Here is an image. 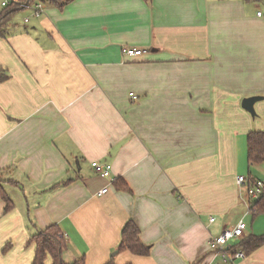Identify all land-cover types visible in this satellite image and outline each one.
<instances>
[{
  "label": "crops",
  "instance_id": "0c3cea01",
  "mask_svg": "<svg viewBox=\"0 0 264 264\" xmlns=\"http://www.w3.org/2000/svg\"><path fill=\"white\" fill-rule=\"evenodd\" d=\"M42 4L0 37V171L14 182L2 183L14 208L0 200V264H32L27 241L52 225L62 260L86 264H202L209 240L246 219L247 238L264 235L236 182L264 174L240 155L264 131V2ZM127 221L148 256L117 253ZM238 264H264V245Z\"/></svg>",
  "mask_w": 264,
  "mask_h": 264
},
{
  "label": "trees",
  "instance_id": "16d2710c",
  "mask_svg": "<svg viewBox=\"0 0 264 264\" xmlns=\"http://www.w3.org/2000/svg\"><path fill=\"white\" fill-rule=\"evenodd\" d=\"M25 5H33L38 2L51 5L57 9H63L74 0H18ZM224 1V0H220ZM243 3H260L264 0H241ZM23 8L18 5L9 4L0 15V37L5 36V27L10 25L13 16ZM6 25V26H5ZM5 26V27H4ZM3 29H2V28ZM246 159L248 166H256L264 163V131L249 132L246 136ZM247 183L252 186L255 178L248 174ZM13 181L4 180V171H0V200L5 203L4 213H8L14 208V204L2 187V183ZM14 183V182H13ZM116 190L128 191V187L121 178L113 182ZM251 208L256 209V213H264V197L259 201L249 203ZM27 246H34V258L32 264H44L47 258L51 259V264H86L84 258L72 263H65L62 260V253L66 249L65 239L57 225L49 226L44 230H36L26 243ZM264 245V235L256 237L249 236L244 241L237 243L235 248H242L248 255ZM7 247L4 248L5 251ZM117 253L128 252L139 257H146L150 254V247L145 246L140 241V230L133 221H127L120 232V241ZM105 264H115L114 258L110 257Z\"/></svg>",
  "mask_w": 264,
  "mask_h": 264
},
{
  "label": "built area",
  "instance_id": "2783aa9c",
  "mask_svg": "<svg viewBox=\"0 0 264 264\" xmlns=\"http://www.w3.org/2000/svg\"><path fill=\"white\" fill-rule=\"evenodd\" d=\"M6 0L2 3L3 6L9 4L18 5L20 8L28 9L32 12V16L35 18L40 17L43 14L44 6L42 3L38 2L33 5H25L19 3L18 0L10 1ZM258 16L261 13H257ZM28 22V18L24 20V23ZM122 55L126 57L136 58L141 56L144 51L135 48H122ZM133 100L136 99L133 95H130ZM102 178H107L110 175L111 166L107 164H98L93 163L91 165ZM237 185L240 188H243L246 193V198L248 200V215L255 214L256 209L251 208L250 202L259 201L264 197V174L261 177L255 178V181L252 186H249L247 183L246 176H238L236 179ZM108 188L102 189L98 195L106 193ZM247 224L241 220L232 228H224L219 235L211 238L208 242L209 255L203 261L202 264H238V262L244 260L247 257V254L242 248H235L234 246L237 243H240L247 239Z\"/></svg>",
  "mask_w": 264,
  "mask_h": 264
},
{
  "label": "water",
  "instance_id": "95a60500",
  "mask_svg": "<svg viewBox=\"0 0 264 264\" xmlns=\"http://www.w3.org/2000/svg\"><path fill=\"white\" fill-rule=\"evenodd\" d=\"M259 97H250L242 101V108L248 112L252 117L255 116L254 104L259 101Z\"/></svg>",
  "mask_w": 264,
  "mask_h": 264
},
{
  "label": "rangeland",
  "instance_id": "374dc122",
  "mask_svg": "<svg viewBox=\"0 0 264 264\" xmlns=\"http://www.w3.org/2000/svg\"><path fill=\"white\" fill-rule=\"evenodd\" d=\"M10 1H14V0H10ZM9 1V2H10ZM260 10H262L263 12H264V7H262ZM23 11H21V12H18V13H16L15 14V18L16 19H18V20H22L23 19V17L24 18H28V17H26L27 15L26 14H24V13H22ZM29 19V18H28ZM244 141L246 142V139L244 138ZM243 141V142H244ZM244 142V143H245ZM241 146H242V143H241ZM241 150L243 151H241V153H240V155H246V143L245 144H243V147H241ZM244 160V159H243ZM244 161H246V160H244ZM246 224H250V219H246V222H245Z\"/></svg>",
  "mask_w": 264,
  "mask_h": 264
}]
</instances>
